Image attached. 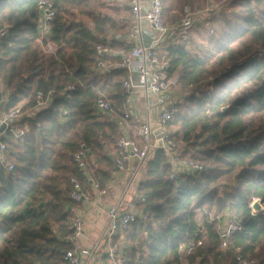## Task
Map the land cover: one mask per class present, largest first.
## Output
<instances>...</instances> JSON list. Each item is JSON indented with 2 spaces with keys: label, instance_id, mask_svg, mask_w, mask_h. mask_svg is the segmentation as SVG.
Instances as JSON below:
<instances>
[{
  "label": "trees",
  "instance_id": "1",
  "mask_svg": "<svg viewBox=\"0 0 264 264\" xmlns=\"http://www.w3.org/2000/svg\"><path fill=\"white\" fill-rule=\"evenodd\" d=\"M53 1L58 18L48 34H40L39 0H0V27H9L0 41V78L10 91L5 108L20 106L30 114L23 137L4 139L14 171L0 170V264H63L73 249L66 240L77 206L69 197L71 179L91 187L73 161L81 143L94 157L93 180L102 189L117 170L108 150L120 136L119 124L98 116L94 106L103 94L121 113L129 73L117 69L102 76L94 67L97 45L110 34L126 35L131 18L103 14L119 11L105 0ZM161 1L166 26L180 23L186 6L194 13L208 8L204 0ZM215 21L207 46L192 39L158 50L171 60L170 74L179 76V86L193 89L170 123V137L181 144L180 159L196 161L203 171L183 176L176 187L163 150L147 161L133 187L146 199V219L124 231L131 247L126 264H239L238 257L264 264V214L249 207L254 198L264 205V0L221 5L195 27L211 28ZM122 50L115 41L113 53ZM104 59L115 63L120 56ZM71 85L78 89L69 92ZM38 92L52 98L48 107H36ZM227 213L243 230L221 248ZM199 241L192 253L182 251Z\"/></svg>",
  "mask_w": 264,
  "mask_h": 264
},
{
  "label": "built area",
  "instance_id": "2",
  "mask_svg": "<svg viewBox=\"0 0 264 264\" xmlns=\"http://www.w3.org/2000/svg\"><path fill=\"white\" fill-rule=\"evenodd\" d=\"M208 4L205 13L228 5L235 0H221L214 3L212 0H204ZM131 9V26L129 32L120 36L110 34L104 41L97 45L96 53L98 61L94 71L99 75H106L113 70H126L129 77L123 83L126 99L122 104L121 113H118L111 101L103 94L95 102V112L109 121H117L121 130L133 127L136 137L127 131H122L114 145L113 162L119 172H125L128 165L139 163L144 171L145 165L158 150H163L170 165L169 178L176 187L183 176L200 175L203 166L194 160L180 159L181 144L170 137V123L180 112V105L186 93L179 86L178 80L170 74L171 60L166 56H160L158 50L164 43H177L191 41L189 33L195 28L201 19L194 13L190 6L184 8V19L173 26H166L163 18V4L161 0H129ZM39 19L37 29L40 34H48L51 24L58 18V11L53 0H39ZM9 33L7 24L0 27V41ZM120 40L123 50L113 53L114 42ZM148 44L149 46H145ZM48 51H53L50 46ZM107 54L120 56V60L112 63L106 61ZM84 84L81 87L84 88ZM78 89L76 85L68 88L69 92ZM138 93L144 94L147 100V117L141 118V113L136 108ZM10 96L4 81L0 78V127L5 125V130L0 134V170L14 171V165L8 163L6 157L7 134H12L17 139L24 136L27 131V123H22L29 114L19 106L10 111L6 110V104ZM37 108H46L51 102V97H46L43 92L37 93ZM33 112V111H32ZM31 112V113H32ZM68 111L63 112V119ZM26 124V125H24ZM160 131V132H159ZM93 156L85 143L80 144V150L74 155L73 161L81 171L84 178L91 182L90 190H85L77 177L71 179L72 188L69 197L76 203L83 204V211L71 221L73 233L66 240L73 244V249L66 252L63 264H126L127 252L130 244L123 236L128 226L137 219H146L145 210L141 208L146 202L144 197L136 200L121 198L115 205L104 210L106 222L101 230L98 241L91 248L78 244L85 234V218L93 207L101 206V200L107 191L102 189L93 180L92 169ZM141 172V171H140ZM141 174L137 171L132 175L127 190L138 184ZM127 196V195H126ZM254 198L249 207L252 208ZM264 207V205H263ZM253 214H256L253 212ZM264 214V213H262ZM221 228L223 242L221 248H225L230 238L243 230V224L232 213L225 214ZM202 245V241L192 242L182 246V251L190 254L196 247ZM239 264H259L257 260H247L238 257Z\"/></svg>",
  "mask_w": 264,
  "mask_h": 264
},
{
  "label": "crops",
  "instance_id": "3",
  "mask_svg": "<svg viewBox=\"0 0 264 264\" xmlns=\"http://www.w3.org/2000/svg\"><path fill=\"white\" fill-rule=\"evenodd\" d=\"M130 18H131V15H130ZM136 108L141 113V118L145 119L147 117V110H146L147 100L144 94L142 93H138L137 95ZM22 123H25V121L23 120ZM119 130L121 134L124 129L121 130L119 126ZM124 131L129 132L132 135V137L134 138L136 137V133L133 127L129 126V128L125 129ZM114 152L115 150L113 148L108 150V154H110L111 158ZM140 166L141 165L139 163L133 162L132 164L127 166L125 172H119L118 170H116L113 176L112 183L105 189L107 193L105 196H103L101 200L100 208L93 207L86 215V218L84 221L85 234L83 237L79 239L78 241L79 245L84 246L86 248H91L98 241L100 234H101V230L103 229L104 224L106 222V215L104 214V210L106 208H108L111 205H115L123 197H127V199H131V200H136L138 198V196H136L135 194V189L131 188L127 190V187H128L130 179L132 178L131 176L135 175L136 171L139 174H142V168ZM139 178H138V181H139ZM143 205H141V208L143 207ZM82 211H83V204L77 203V206L74 209V217H76V215H78Z\"/></svg>",
  "mask_w": 264,
  "mask_h": 264
},
{
  "label": "rangeland",
  "instance_id": "4",
  "mask_svg": "<svg viewBox=\"0 0 264 264\" xmlns=\"http://www.w3.org/2000/svg\"><path fill=\"white\" fill-rule=\"evenodd\" d=\"M107 2L108 6H113L117 9H119L118 13L113 12L112 10H104L102 13L103 14H107L109 16H112L114 18L117 19H129L130 18V13L129 10L127 9L129 7V2L128 0H105ZM200 1V0H199ZM236 1V0H235ZM225 9V8H224ZM219 10V9H218ZM217 10V17L221 16L220 11L222 9H220L219 11ZM229 9L227 8V11ZM226 11V9L224 10ZM198 16H201V21H206L208 19L209 13H205L204 11H200L197 13ZM81 22H83L86 26H88L89 28H93V22L88 19V18H80ZM218 23L215 21L214 24L211 26V28H194L190 33H189V37L191 39V41L187 44H190L192 42V39L194 40V42H196L197 44H199L200 46H207L210 43V39L211 36L213 35L211 32L209 33V29L210 31L212 30V27L217 26ZM219 36L217 35L216 38H218ZM184 42V41H181ZM185 43V42H184ZM174 79L179 81V76L178 75H173ZM183 90V89H182ZM184 91V90H183ZM193 91L192 88L187 89V91H184L187 94H190Z\"/></svg>",
  "mask_w": 264,
  "mask_h": 264
},
{
  "label": "water",
  "instance_id": "5",
  "mask_svg": "<svg viewBox=\"0 0 264 264\" xmlns=\"http://www.w3.org/2000/svg\"><path fill=\"white\" fill-rule=\"evenodd\" d=\"M145 46L148 47L149 45L146 44ZM5 128H6L5 125H2V126L0 127V134L5 130ZM159 132H160V131H159ZM252 208H253V212H254V213H260V214L264 213V207H263V204H262V202H261L259 199L253 202V204H252Z\"/></svg>",
  "mask_w": 264,
  "mask_h": 264
}]
</instances>
